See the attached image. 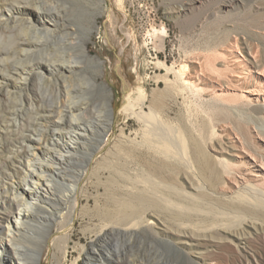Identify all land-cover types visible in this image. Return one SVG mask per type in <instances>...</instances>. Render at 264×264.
Listing matches in <instances>:
<instances>
[{
	"label": "bare ground",
	"instance_id": "6f19581e",
	"mask_svg": "<svg viewBox=\"0 0 264 264\" xmlns=\"http://www.w3.org/2000/svg\"><path fill=\"white\" fill-rule=\"evenodd\" d=\"M106 1L0 0V142L7 151L0 170V257L11 256L10 264H40L54 226L67 240L88 166L68 168L69 160L84 149L105 148L115 130L114 93L101 79L105 61L89 46L94 31L101 30ZM179 1L167 7L168 15L177 18L204 0ZM251 10L238 22H211L199 9L182 20L184 30L203 28V33L196 44L190 42L177 69L162 66L165 75L175 73L177 96L190 97L197 110L194 114L180 101L173 123L194 177L170 185L172 199L156 196L157 184L148 176L151 189L135 186L126 197L114 198V209L95 214L99 229L84 264H139L115 255L117 238L152 234L154 224L173 254L167 264H264V0H256ZM159 40L162 49L163 32ZM115 69L121 75L120 59ZM120 77L123 92H129ZM151 100L162 107V101ZM151 111L156 126L139 141L123 128L113 143L133 152L150 175L165 177L163 122L169 118ZM169 170L172 176L166 177L175 179L181 168L176 162ZM153 213L158 223L150 220Z\"/></svg>",
	"mask_w": 264,
	"mask_h": 264
},
{
	"label": "rangeland",
	"instance_id": "374dc122",
	"mask_svg": "<svg viewBox=\"0 0 264 264\" xmlns=\"http://www.w3.org/2000/svg\"><path fill=\"white\" fill-rule=\"evenodd\" d=\"M224 1L227 0H204L201 3H196L192 10H184L183 6H180L181 11L184 10V12L177 18L168 15L167 9L172 6H179V0H123L122 4L118 3L117 0H107L105 2L99 20L101 22V30L99 32L94 31L93 37L95 42H90L89 46L92 53L98 54L105 61L106 71L101 79L106 81L114 93L112 110L115 114V130L110 137L109 144L105 148L93 152L84 149L75 154L74 159L69 160L70 165L68 168H77V165L81 163L88 164L87 172L80 182L78 190L80 205L75 213L74 226L67 240L65 237H62L65 234L64 231L55 226L51 228V232L47 236L48 245L43 248L40 264H84L86 251L90 247L91 241L96 237L97 230L99 229V220L95 214L100 211L104 212L114 209L113 199L126 197V192H130L131 189H135V191L137 187L139 189H151V187H148L147 181H145L147 176V179H150L151 182L155 180L157 184V187L153 191L156 193V196L171 199L173 195L169 191V186H174L177 179H183L185 182H188V179L192 177L193 171L191 170H193V167L191 166L189 153L185 147L183 155L178 141L176 124L173 123H177L175 109H177L180 101L182 102L179 104L183 103L182 105L190 109L194 114H196L197 110L194 102H190V97H186L185 100L180 95L177 96V77L173 71H170L169 75H165L166 70L162 66V63L177 69L178 62L187 56L185 50L192 45L191 43L193 45L196 44L203 33V28H197L194 32H188L182 26V20L185 17L191 16L195 10L207 11L209 21L224 24L228 20H237L238 22L247 19L256 3V0H239L237 5L222 8L221 3ZM161 32L164 33L165 41L163 42V48L159 49L158 44L160 43L159 36ZM119 59L121 61V75L115 69L116 61ZM218 65L220 66V64ZM120 76L124 77L125 81L129 84V92H123ZM167 84L171 87H168ZM125 96L126 99L124 101ZM154 98H157L160 102L162 101V107L159 109L152 103L151 99ZM193 108L196 112L193 111ZM261 108L262 114H264V104L261 105ZM151 109L157 112L159 110L158 113H160V116L162 114L164 118L161 117L162 120L169 118L163 122L165 123L167 138L164 140L162 149L165 148L163 149L165 151L161 156L163 161L166 164L168 162L169 165L165 170V177L150 175L144 164L136 163L141 161H137L133 152L114 146V141L118 139L123 128L125 134L139 141L141 133L155 127L156 125L154 126L151 119ZM170 122L175 126L174 131ZM149 123L150 127L146 126ZM170 130L173 132L171 133ZM175 134L177 139H175ZM5 155H7V151L0 142V170ZM176 162H178L179 168H181V171L177 173L178 176L176 174L175 179L166 177L167 175L172 176L169 169L175 166ZM186 167H190L191 169ZM68 168H62V172H70ZM183 170L185 172L188 170V172L185 173ZM131 178L135 182H132ZM12 180L14 181L15 179L13 178ZM4 181L5 183L10 182L8 180ZM159 182L160 184H158ZM163 192H166L165 196ZM154 216H151L150 220L158 223L156 217L159 220L160 217L155 214ZM154 228L156 230H152L154 233L150 234L151 232L149 231L150 233H144L140 237L132 238V241L127 236L120 235L121 239L117 238L118 248L115 255L122 259L130 257L129 260H135L134 262L139 264L171 263L173 254L171 250L164 246L157 233L159 224H154ZM53 238H58L57 245L53 244ZM136 239L137 242L135 241ZM10 257L5 254L2 255L0 257V264H10L12 262V257ZM176 264L185 263L179 261Z\"/></svg>",
	"mask_w": 264,
	"mask_h": 264
}]
</instances>
